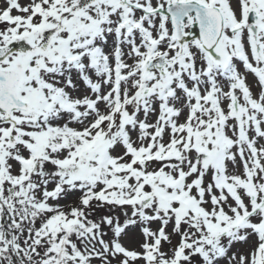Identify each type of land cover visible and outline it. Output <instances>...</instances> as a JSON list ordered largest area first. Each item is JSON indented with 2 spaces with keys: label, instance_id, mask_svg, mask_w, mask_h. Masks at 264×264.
<instances>
[{
  "label": "snow or ice",
  "instance_id": "1",
  "mask_svg": "<svg viewBox=\"0 0 264 264\" xmlns=\"http://www.w3.org/2000/svg\"><path fill=\"white\" fill-rule=\"evenodd\" d=\"M0 264H264V0H0Z\"/></svg>",
  "mask_w": 264,
  "mask_h": 264
}]
</instances>
